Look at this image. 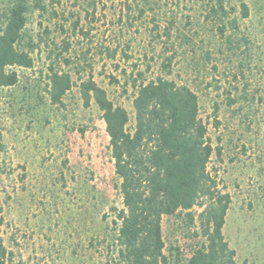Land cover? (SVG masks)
Here are the masks:
<instances>
[{"label": "rangeland", "instance_id": "obj_1", "mask_svg": "<svg viewBox=\"0 0 264 264\" xmlns=\"http://www.w3.org/2000/svg\"><path fill=\"white\" fill-rule=\"evenodd\" d=\"M227 1L235 28L208 18L212 0H43L46 11L29 13L20 49H33L34 67L0 88V241L15 264H112L121 181L102 113L84 106L79 84L92 77L133 132L139 73L198 95L221 150L208 170L231 196L225 238L238 264H264V0ZM53 64L74 81L63 106L46 93ZM163 235L170 263L187 264L183 219L165 217Z\"/></svg>", "mask_w": 264, "mask_h": 264}, {"label": "trees", "instance_id": "obj_2", "mask_svg": "<svg viewBox=\"0 0 264 264\" xmlns=\"http://www.w3.org/2000/svg\"><path fill=\"white\" fill-rule=\"evenodd\" d=\"M5 1L0 7V88L18 84L15 68L34 67L33 49H20V44L29 13L35 8L46 11L43 0ZM212 2L208 18H230L227 0ZM240 9L242 18L250 16L244 1ZM228 25L235 28L236 21L228 19ZM167 61L164 66L170 68L172 58ZM143 78L139 73L134 79L133 132L128 129L129 112L115 104L92 77L79 84L84 106L94 103L102 113L115 173L121 181L123 208L115 209L118 223H114L116 257L112 264H171L164 253L163 219L173 216L183 219L193 240L187 264H238L236 251L223 232L231 196L223 181L208 170L212 156L219 157L221 150L212 145L199 118L198 95L164 77L148 82ZM47 80L50 104L63 106L74 86L72 75L53 64ZM174 251L179 257L180 249ZM0 264H15L1 241Z\"/></svg>", "mask_w": 264, "mask_h": 264}]
</instances>
